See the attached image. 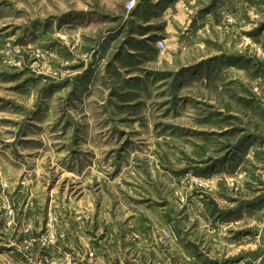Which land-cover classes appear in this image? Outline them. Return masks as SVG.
<instances>
[{
  "label": "rangeland",
  "instance_id": "obj_1",
  "mask_svg": "<svg viewBox=\"0 0 264 264\" xmlns=\"http://www.w3.org/2000/svg\"><path fill=\"white\" fill-rule=\"evenodd\" d=\"M0 264H264V0H0Z\"/></svg>",
  "mask_w": 264,
  "mask_h": 264
},
{
  "label": "built area",
  "instance_id": "obj_2",
  "mask_svg": "<svg viewBox=\"0 0 264 264\" xmlns=\"http://www.w3.org/2000/svg\"><path fill=\"white\" fill-rule=\"evenodd\" d=\"M132 5H134V3H132ZM159 45L163 48L164 47V45L162 44V43H159Z\"/></svg>",
  "mask_w": 264,
  "mask_h": 264
}]
</instances>
